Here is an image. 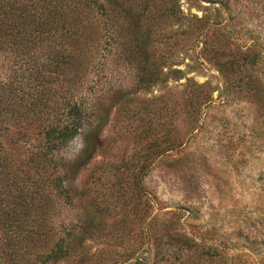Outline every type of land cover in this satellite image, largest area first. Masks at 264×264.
<instances>
[{"label":"trees","instance_id":"obj_1","mask_svg":"<svg viewBox=\"0 0 264 264\" xmlns=\"http://www.w3.org/2000/svg\"><path fill=\"white\" fill-rule=\"evenodd\" d=\"M188 1L200 7L190 2L206 0ZM211 27L230 34L209 13H185L179 0H0V264H56L76 256L90 260L78 252L77 236L97 230L94 215L115 208L124 190L116 184L118 196L108 208L93 202L67 224L55 216L82 200L68 178L98 151L97 140L114 107H125L134 119L140 115L132 107L136 96L185 76L173 60L177 40L172 45L169 36L178 32L185 39L208 41ZM207 52L221 73H230L229 83L238 91L262 94L261 80L245 72L249 63L258 65L260 54L240 48L243 61L230 56L223 62L214 49ZM127 78L133 80L131 87ZM183 87L196 118L198 106L212 102L213 90L191 79ZM158 109L153 108L154 117ZM173 119L171 113L170 123ZM144 136L145 130L138 139ZM78 138L83 144L79 158L63 160L61 151ZM177 141L172 133L153 136L123 164L136 188L133 204L129 198L123 203L137 217L152 208L143 189L150 164L181 147ZM21 144L29 148L23 157Z\"/></svg>","mask_w":264,"mask_h":264},{"label":"rangeland","instance_id":"obj_2","mask_svg":"<svg viewBox=\"0 0 264 264\" xmlns=\"http://www.w3.org/2000/svg\"><path fill=\"white\" fill-rule=\"evenodd\" d=\"M179 3L185 13L199 17L209 13L230 34L211 27L208 41L185 39L178 32L169 36L172 45L177 40L173 60L185 76L170 81L165 89L156 87L136 96L132 107L140 115L134 119L121 105L111 108L97 140L98 151L77 176L68 178L82 200L55 220L75 223L93 202L107 203L108 208L118 196L116 184L124 196L115 201V208L94 215L97 230L77 236L78 252L90 260L76 256L56 264H98V260L101 264H264V0L190 2L200 7L189 6L187 0ZM210 48L223 62L230 56L243 61L240 48L243 53L260 54L258 65L249 63L245 72L261 80L262 94L253 96L231 85L230 73L219 71L207 52ZM187 79L213 90L212 102L198 106L196 118L185 102ZM125 83L131 87L133 80L127 78ZM154 107L160 114L155 117ZM171 113L174 122L170 123ZM143 130L148 137L140 140ZM170 133L182 145L150 164L143 189L152 208L137 217L131 205L126 209L123 203L129 198L133 204L136 197L123 164L153 136ZM28 150L21 144L18 154L23 157ZM82 150L78 138L60 157L72 163Z\"/></svg>","mask_w":264,"mask_h":264}]
</instances>
